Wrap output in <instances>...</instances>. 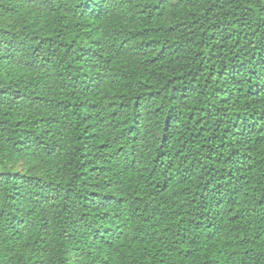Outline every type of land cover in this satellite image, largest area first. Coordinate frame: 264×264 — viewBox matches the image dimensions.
<instances>
[{
    "label": "trees",
    "instance_id": "1",
    "mask_svg": "<svg viewBox=\"0 0 264 264\" xmlns=\"http://www.w3.org/2000/svg\"><path fill=\"white\" fill-rule=\"evenodd\" d=\"M242 7L0 0V264H264V8Z\"/></svg>",
    "mask_w": 264,
    "mask_h": 264
},
{
    "label": "clouds",
    "instance_id": "2",
    "mask_svg": "<svg viewBox=\"0 0 264 264\" xmlns=\"http://www.w3.org/2000/svg\"><path fill=\"white\" fill-rule=\"evenodd\" d=\"M239 3L243 6L241 9L242 11H245L248 7H258V9L264 8V0H254V2H250V0H239ZM257 16H259L260 19H264V14L259 13L258 10L256 13H250L249 19L255 23Z\"/></svg>",
    "mask_w": 264,
    "mask_h": 264
}]
</instances>
